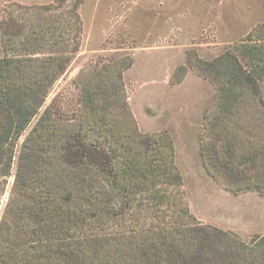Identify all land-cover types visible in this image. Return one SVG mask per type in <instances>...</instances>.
Listing matches in <instances>:
<instances>
[{
  "label": "trees",
  "instance_id": "obj_1",
  "mask_svg": "<svg viewBox=\"0 0 264 264\" xmlns=\"http://www.w3.org/2000/svg\"><path fill=\"white\" fill-rule=\"evenodd\" d=\"M82 3H15L0 20V176H14L0 264H264V235L244 240L193 214L173 137L142 132L131 110L133 57L79 75L76 115L44 108L80 49ZM187 64L217 90L201 136L208 172L226 190L264 193V22L213 59L189 51Z\"/></svg>",
  "mask_w": 264,
  "mask_h": 264
},
{
  "label": "rangeland",
  "instance_id": "obj_2",
  "mask_svg": "<svg viewBox=\"0 0 264 264\" xmlns=\"http://www.w3.org/2000/svg\"><path fill=\"white\" fill-rule=\"evenodd\" d=\"M15 3L45 5L55 0H0V20ZM80 14V49L52 87L44 108L54 103L76 115L79 75L94 64L133 57L132 67L124 72L131 110L142 132L167 130L173 137L193 214L200 222L234 231L244 240L264 235V193L226 190L206 168L201 136L205 115L216 105L217 90L187 64L189 51L213 59L235 49L264 22V0H83ZM182 66H187L184 73ZM177 71L183 77L176 83ZM22 141L23 137L13 173ZM13 181V175L0 176V221Z\"/></svg>",
  "mask_w": 264,
  "mask_h": 264
},
{
  "label": "crops",
  "instance_id": "obj_3",
  "mask_svg": "<svg viewBox=\"0 0 264 264\" xmlns=\"http://www.w3.org/2000/svg\"><path fill=\"white\" fill-rule=\"evenodd\" d=\"M134 1H137V0H134Z\"/></svg>",
  "mask_w": 264,
  "mask_h": 264
}]
</instances>
